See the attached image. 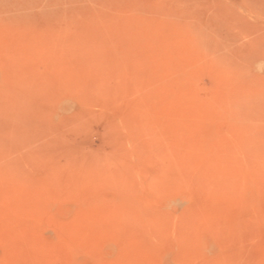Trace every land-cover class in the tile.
Segmentation results:
<instances>
[{"label": "rangeland", "instance_id": "374dc122", "mask_svg": "<svg viewBox=\"0 0 264 264\" xmlns=\"http://www.w3.org/2000/svg\"><path fill=\"white\" fill-rule=\"evenodd\" d=\"M0 264H264V0H0Z\"/></svg>", "mask_w": 264, "mask_h": 264}]
</instances>
